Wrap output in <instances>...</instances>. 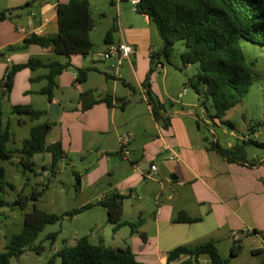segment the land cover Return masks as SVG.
Segmentation results:
<instances>
[{"label": "crops", "instance_id": "obj_1", "mask_svg": "<svg viewBox=\"0 0 264 264\" xmlns=\"http://www.w3.org/2000/svg\"><path fill=\"white\" fill-rule=\"evenodd\" d=\"M67 2L68 0H55L54 3H42L39 16H36L29 2H26L25 6L31 10L27 12L26 27L20 30L38 36L53 35V32L46 31L54 23L57 32L56 6ZM115 2L117 39H112L110 44L123 42L130 46L134 53L130 60L118 69L117 78L110 76L107 63L98 58L99 53L96 54L98 60H90L89 66L86 67L92 68L93 71L81 85L88 82L90 75L99 76L103 80L93 88L77 90L81 93L91 92L95 100L109 96L112 98L110 106L98 103L83 112L79 99L75 108L65 109L53 97L52 102L60 106L57 122L63 124L64 131L62 138L57 142L61 144L65 158L69 152L86 153L94 149L98 162L109 167L112 160H109L108 156H115L120 163L113 166L109 178L113 179L116 173H124L123 179L127 180L128 186L123 194L117 190L108 191L106 194L139 199L134 192L135 187L141 180L145 182L143 191L146 202L152 200L156 211L152 219L143 221L147 210L143 205H139L135 209L136 218L130 221H142L135 230L139 240L131 238L135 246L133 252L137 255V261L142 264H148L153 257L158 259L159 264H166L167 254L173 249L192 247L207 241L216 245L220 255V235L226 229L242 230V236L252 238L259 245L258 248L252 249V253L264 254V158L252 165L236 161L234 158L228 162L209 146L200 129L201 125L206 126L209 121L205 118L199 96L188 92L184 80L187 75H181L177 69L172 71L164 68L161 57L158 58L162 69L150 72L149 51L155 49L158 52L161 40L160 46H157L153 24L146 16L139 15L129 7L127 0ZM10 30L0 23V51L6 47L23 44L26 39L20 30L15 29V33L9 35ZM107 45L105 44V48ZM46 51L51 53L50 50ZM89 55L72 56L71 62L80 58L86 60ZM25 57L27 56L18 57L16 64L15 56H4V62L12 66L22 65L28 61H24ZM96 62L102 63L104 70L99 69ZM75 64L78 65V62ZM4 68L0 63V79L5 74ZM27 70L16 74L12 90L17 84H21L23 88L28 87L31 77L24 73ZM19 76H24L21 82ZM39 76L41 75L37 77ZM118 83L123 89L118 88ZM30 94L25 90L22 96L27 97ZM124 134L129 136L127 160H122L119 156V140ZM215 143L219 146L217 141ZM230 149L233 147L228 145L227 150ZM135 166H139L143 171ZM151 166L156 169L153 174L150 172ZM180 211L192 218H201V221L196 224L173 223L175 215ZM122 217L121 222H127L123 221ZM153 229L155 235H152ZM237 243L240 244L241 250V243ZM206 258V255L200 256L198 264L201 260L209 264V258ZM185 260L187 257H181L169 264H180ZM260 264H264V257Z\"/></svg>", "mask_w": 264, "mask_h": 264}, {"label": "rangeland", "instance_id": "obj_2", "mask_svg": "<svg viewBox=\"0 0 264 264\" xmlns=\"http://www.w3.org/2000/svg\"><path fill=\"white\" fill-rule=\"evenodd\" d=\"M115 1L118 0H113V2L112 0H88L94 25L90 32L91 53L86 60L83 58L76 60L78 65L75 64L76 61L71 62V66L56 78V87L53 90V97L65 109H72L77 106L79 93H81L77 88L90 89L103 80L99 76L90 75L86 84L77 86L74 83L77 70L89 66L90 60L97 61L96 54H102L105 51V35L117 17ZM127 1L128 6L133 9L130 0ZM26 2H29V6L32 7L36 16H39L40 5L45 2L54 3L55 0H0V13L5 14V19L0 23L4 28L9 27L11 29L9 35L15 33V29L20 30L26 27L27 12L31 10V8L25 6ZM111 2L114 4H111ZM152 27L158 41L157 46H160L158 33L155 27ZM46 32L56 33L54 23L53 26L47 28ZM112 36L116 41V33ZM240 47L245 61L251 69L252 84L249 92L239 105L230 109L224 118L219 121L211 118L214 115V110L210 100L203 97L205 87L201 85L199 87L201 95L199 100L204 101L203 113L209 124L206 126L201 125L200 129L209 146L217 141L220 148L224 150H227L228 145L232 146L233 149L242 148L247 164L252 165L264 158V46L240 40ZM183 51V43L177 42L173 45L167 59L161 56V62L164 68L172 71L177 69L181 72V75L186 74L187 78H192L198 71V65L183 67L180 60ZM0 52L5 55V58L15 56L14 61L16 64H18V57L25 55L27 57L24 61L38 59L46 63L55 61L64 64L66 62L63 56L54 55L46 50L41 51L35 46L24 48L23 44L6 47ZM5 58L0 57V63L5 66L6 73L12 65L6 64L4 62ZM96 63L99 65V69L104 70L102 63ZM24 73H27L29 78L33 79L38 75L46 74L47 70L39 69L35 72L27 70ZM23 77L19 76L20 82ZM187 78H184V80ZM45 85L46 81L30 83L26 88H23L21 84H17L13 89L14 91L12 90L13 93L7 98L4 97L1 101L0 113L3 117V124L9 123L11 134V140L6 145L8 150L19 149L22 140L28 138L31 127L48 121L47 115L42 116L37 121H29L23 117L25 124L20 125L18 123L19 117L11 112L12 107L17 105H29L34 110L47 112L49 101L46 96L39 94V91ZM117 86L119 89H123L120 83ZM25 90L31 93L27 97L22 96ZM188 92L195 95V92L189 87ZM56 125L47 134L45 138L46 145L56 143L59 138H62L63 124L57 122ZM19 158L20 156L14 153L9 161L0 162V168L4 173V184L0 189V200L3 202V207L0 209V251L4 252L11 237L21 232L24 216L26 213L31 212L33 205L45 214L63 216V218L55 224L45 226L35 239L32 250L26 251L17 259L12 258L10 264H46L57 251L64 247L73 246L82 237H88L91 245L102 243L105 247L113 250L116 248L129 249L137 260V255L133 252L135 246L131 241V238L139 240L135 232H131L130 228L126 226L121 231L114 233L113 226L107 223L106 210L100 206H95L108 191L117 190L120 194H123L128 186L127 180L123 179L124 173L119 172L113 176V179L109 178L113 166L120 163L115 156H108V159L112 160L108 167L105 163L101 165L98 162L94 149L86 153L69 152L66 154L65 159L59 162L54 169H51L48 155L38 153L31 159L30 170H25L20 165ZM262 166L264 167V164ZM135 168L143 171L139 166H135ZM77 182H79L78 186ZM144 183L141 180L135 187L134 192L139 199L132 198L124 201L123 221L134 223L130 221L136 218L137 212H135V209L139 205H143L147 210V213L143 215V221L144 219L150 220L153 218L156 206L152 200L146 202L143 191ZM44 186L47 189L38 202H32L31 197L34 191H39ZM148 189L150 190L149 187ZM19 196L27 200L24 206H21ZM86 205H94V207L75 216H64ZM241 231L239 229H233L232 231L226 229L221 232L220 256L229 258V249L235 242H240L241 250L238 257L231 259L229 264H260L264 254L252 253V249L258 248L259 245L252 238L242 236ZM151 232L152 235H155L154 229ZM232 233L237 234L236 238L231 236ZM51 234H56L54 241L48 238ZM138 259L140 260V257ZM55 264H59V260ZM148 264H159V262L157 258L153 257ZM200 264L205 263L201 260Z\"/></svg>", "mask_w": 264, "mask_h": 264}, {"label": "trees", "instance_id": "obj_3", "mask_svg": "<svg viewBox=\"0 0 264 264\" xmlns=\"http://www.w3.org/2000/svg\"><path fill=\"white\" fill-rule=\"evenodd\" d=\"M112 4V3H111ZM27 6V5H26ZM57 32L50 36H38L31 34L23 41L24 48L37 46L41 50H50L54 55L63 56L64 64L58 62H42L38 59H29L25 64L14 65L4 74L0 81V104L4 97H8L12 91L14 79L17 73L23 70L35 72L39 69L47 70V73L30 83L46 81L40 95L53 99V90L56 87V78L71 66V57L80 55L86 57L91 52L90 32L93 29V21L88 0H68L66 4L56 6ZM136 13L146 16L155 27L161 40V48L157 57L167 59L173 45L182 42L184 51L180 55L183 67L198 65V71L192 78L186 79V86L192 89L199 97V87L203 85L205 92L203 97L210 100L214 115L212 119L221 121L226 113L239 105L248 94L252 84L251 69L246 63L240 47V40L252 44L264 46V0H139ZM5 19V14L0 13V21ZM117 33L116 20L106 33L104 44L112 43L113 34ZM5 55L0 53V57ZM92 68L77 70L74 80L76 85L83 84ZM150 72H154L152 68ZM81 111H86L98 103L111 105V97L93 99L91 92L79 94ZM121 102V101H120ZM204 107V101H200ZM12 114L19 117L18 123L24 125L23 117L29 121H37L46 115L45 111L34 110L28 105H17L11 109ZM155 114V110L152 109ZM56 122L46 121L30 128L28 138L22 140L19 149L8 150L6 145L11 140L9 123L3 124L0 113V162L9 161L14 153H17L20 165L25 170L31 169V159L38 153H46L50 157V168L54 169L65 158L59 142L46 145L45 138ZM211 148L228 162L231 158L246 163L242 148L224 150L216 143ZM4 173L0 168V189L4 184ZM10 188H12L10 186ZM35 190L31 197L32 202L37 203L43 192ZM127 199L117 194H106L95 206L106 210L107 223L113 226V232L123 227H129L131 232L142 224L141 220L134 223L121 222L122 203ZM21 200V206L27 203ZM3 202L0 200V209ZM94 205H86L79 210L72 211L64 216H75L89 210ZM1 216V215H0ZM63 216L45 214L33 205L31 212L26 213L23 227L19 234L11 237L5 251H0V264H10L12 258L21 257L26 251L32 250L38 234L47 225H52ZM201 218H192L185 212H178L173 223L196 224ZM255 235L256 233L253 232ZM55 240L56 234L48 237ZM264 240V237H263ZM240 252V244L234 243L229 250V258H222L216 245L207 241L192 247H178L167 254L166 264L187 257L182 264H198V258L206 255L209 264H228L236 258ZM142 264L127 250H113L102 243L91 245L88 237L78 239L71 247H64L57 251L46 264Z\"/></svg>", "mask_w": 264, "mask_h": 264}, {"label": "built area", "instance_id": "obj_4", "mask_svg": "<svg viewBox=\"0 0 264 264\" xmlns=\"http://www.w3.org/2000/svg\"><path fill=\"white\" fill-rule=\"evenodd\" d=\"M131 6L133 7L134 11L136 10L139 0H130ZM22 33L25 34L26 38H28L32 33L20 30ZM134 51L133 49L126 45L123 42L117 43V44H108L105 48V51L102 54L98 55V58L107 63L110 76L113 78L118 77V69L123 65V63L128 62L133 55ZM157 51L155 49H151L149 51V55L152 61V68L153 71H160L162 69V64L159 61V58L157 57ZM185 91H183L184 93ZM145 93V91H144ZM181 95H179L180 98ZM128 144H129V136L127 134H124L120 137L119 145H120V153L119 156L122 160H127L129 155L128 150ZM156 169L154 166L150 167L151 174L155 173ZM233 238H236L237 234L232 233L231 235ZM181 258V257H180Z\"/></svg>", "mask_w": 264, "mask_h": 264}, {"label": "water", "instance_id": "obj_5", "mask_svg": "<svg viewBox=\"0 0 264 264\" xmlns=\"http://www.w3.org/2000/svg\"><path fill=\"white\" fill-rule=\"evenodd\" d=\"M47 115L49 122H57L60 115V106L52 101L48 103Z\"/></svg>", "mask_w": 264, "mask_h": 264}]
</instances>
